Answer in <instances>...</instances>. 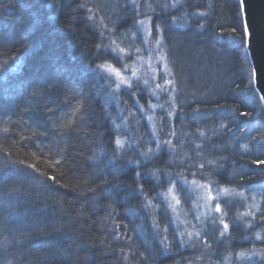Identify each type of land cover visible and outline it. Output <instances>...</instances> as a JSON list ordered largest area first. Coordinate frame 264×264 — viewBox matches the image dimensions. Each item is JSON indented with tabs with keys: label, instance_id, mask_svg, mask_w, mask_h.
Returning <instances> with one entry per match:
<instances>
[{
	"label": "trees",
	"instance_id": "obj_1",
	"mask_svg": "<svg viewBox=\"0 0 264 264\" xmlns=\"http://www.w3.org/2000/svg\"><path fill=\"white\" fill-rule=\"evenodd\" d=\"M118 2L0 0V264H264L240 0ZM139 22L155 81L117 90Z\"/></svg>",
	"mask_w": 264,
	"mask_h": 264
},
{
	"label": "rangeland",
	"instance_id": "obj_2",
	"mask_svg": "<svg viewBox=\"0 0 264 264\" xmlns=\"http://www.w3.org/2000/svg\"><path fill=\"white\" fill-rule=\"evenodd\" d=\"M98 9L100 10L101 16L103 17L104 23H108L111 28L116 27V22L113 24L111 22V18L109 17L110 11H107L111 4L114 6L113 3L119 4L118 0H95ZM116 1V2H115ZM113 2V3H112ZM125 5V4H124ZM112 7V6H111ZM112 10V9H111ZM115 12V10L111 11ZM138 26L141 28L140 34L142 35L143 40V48L144 52H140L135 50L134 58L130 55H121L119 56L117 52H113L115 58L114 67L109 65L103 67V69L108 72L110 77L113 79L114 84L116 85L117 90L122 88H128L133 83L138 84V82H144L145 84H149L151 81H155V73L153 67H155V61L153 59L150 43V29L148 22H139ZM129 59H128V58ZM118 59L120 60L118 64ZM115 68L117 71L121 73L123 80L120 77H117L114 72L110 71V69ZM154 109V108H153ZM156 109V108H155ZM172 203L176 204L175 197L171 199Z\"/></svg>",
	"mask_w": 264,
	"mask_h": 264
},
{
	"label": "water",
	"instance_id": "obj_3",
	"mask_svg": "<svg viewBox=\"0 0 264 264\" xmlns=\"http://www.w3.org/2000/svg\"><path fill=\"white\" fill-rule=\"evenodd\" d=\"M246 32V49L253 74L260 73L254 86L264 105V0H240Z\"/></svg>",
	"mask_w": 264,
	"mask_h": 264
},
{
	"label": "snow or ice",
	"instance_id": "obj_4",
	"mask_svg": "<svg viewBox=\"0 0 264 264\" xmlns=\"http://www.w3.org/2000/svg\"><path fill=\"white\" fill-rule=\"evenodd\" d=\"M110 71L114 72L117 77H120L121 80H123V77L121 76V73L119 71H117L115 68L110 69ZM254 76H255V78L258 81L260 79V77H261V74L260 73H254ZM262 99H264V97H262ZM117 144H119V141H117ZM258 163L264 164V161H259ZM137 175L139 176V173ZM216 211L217 212L221 211L220 206L218 204L216 205ZM223 226H224V229L227 230L228 224L225 223ZM221 234L223 235V233H221ZM257 238H259V235L257 236Z\"/></svg>",
	"mask_w": 264,
	"mask_h": 264
}]
</instances>
